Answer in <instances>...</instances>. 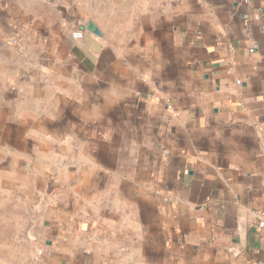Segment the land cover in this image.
Wrapping results in <instances>:
<instances>
[{"label":"crops","instance_id":"1","mask_svg":"<svg viewBox=\"0 0 264 264\" xmlns=\"http://www.w3.org/2000/svg\"><path fill=\"white\" fill-rule=\"evenodd\" d=\"M0 2L29 264H264V0Z\"/></svg>","mask_w":264,"mask_h":264},{"label":"rangeland","instance_id":"2","mask_svg":"<svg viewBox=\"0 0 264 264\" xmlns=\"http://www.w3.org/2000/svg\"><path fill=\"white\" fill-rule=\"evenodd\" d=\"M15 30L14 25H6L3 21L0 6V242L12 243L0 247V262L29 264L25 254L28 248L22 242L32 235L37 206L32 198L31 177L17 174L10 159L13 153V147H10L15 144V137L6 135L9 127L12 128L8 124L12 122L15 128L12 117L15 118L17 111L15 85L19 83L17 70L20 69L17 54L23 42L14 37Z\"/></svg>","mask_w":264,"mask_h":264},{"label":"built area","instance_id":"3","mask_svg":"<svg viewBox=\"0 0 264 264\" xmlns=\"http://www.w3.org/2000/svg\"><path fill=\"white\" fill-rule=\"evenodd\" d=\"M73 39H81L82 34L80 32H73L72 34ZM253 222L259 229L264 230V213L262 211H254L252 214ZM262 243L264 245V237L262 239Z\"/></svg>","mask_w":264,"mask_h":264},{"label":"water","instance_id":"4","mask_svg":"<svg viewBox=\"0 0 264 264\" xmlns=\"http://www.w3.org/2000/svg\"><path fill=\"white\" fill-rule=\"evenodd\" d=\"M86 30L97 35V36H100V33L99 31L95 28V26L93 25V23L89 22L87 24V27H86ZM21 49L23 48V45H20Z\"/></svg>","mask_w":264,"mask_h":264}]
</instances>
